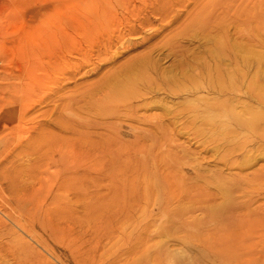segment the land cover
I'll return each instance as SVG.
<instances>
[{
    "label": "rangeland",
    "instance_id": "1",
    "mask_svg": "<svg viewBox=\"0 0 264 264\" xmlns=\"http://www.w3.org/2000/svg\"><path fill=\"white\" fill-rule=\"evenodd\" d=\"M251 84L264 0H0V264H264Z\"/></svg>",
    "mask_w": 264,
    "mask_h": 264
},
{
    "label": "bare ground",
    "instance_id": "2",
    "mask_svg": "<svg viewBox=\"0 0 264 264\" xmlns=\"http://www.w3.org/2000/svg\"><path fill=\"white\" fill-rule=\"evenodd\" d=\"M97 2V1H96ZM103 2V1H102ZM106 4V3H105ZM107 5V4H106ZM98 7V6H97ZM206 9H207V7H206ZM201 14H203V13H200L199 14V16H197L196 18L194 17V20L192 21V23H191V25H189V30H188V32H191V33H193V34H195L196 33V30H198V31H200L201 32V34H202V38L206 41V42H208V43H211L212 44V47H210V48H206L207 50L205 51V53H208V54H213V55H215V54H217V52L219 51V49H220V45H221V40H222V38H221V36H220V32H219V30L218 31H215V33L216 34H214V35H212V34H209V31H206L205 29L207 28V27H203V26H200V25H206L205 24V22H206V20L208 19L207 17H205V16H200ZM196 24V25H195ZM199 26V27H198ZM190 28H192V29H190ZM195 29V30H194ZM183 31H185V30H183ZM219 32V33H218ZM233 48H234V46H232ZM198 54H200L199 56H196V55H198ZM202 54H204V53H200V52H198V53H194L193 54V56L192 57H188L187 58V61L188 62H185L182 58H181V60H179V67L180 68H184L185 66H190V62L191 61H195V60H197V58L198 57H200V56H202ZM145 59H147V58H145ZM145 59H143L142 61H144ZM190 61V62H189ZM141 62V61H140ZM139 62V64L137 63V65L136 64H133L132 66H130L125 72L127 73L128 71H130V72H133V69L135 68V69H140V67H144V65H142V62L140 63ZM145 62V61H144ZM135 65V66H134ZM199 70V69H198ZM123 71V70H122ZM121 71V72H122ZM123 74V73H122ZM115 75V74H114ZM121 76V74L120 75H118V74H116V76H113V77H109L108 79H107V81L102 85L101 84V86H99V87H94L92 90H90V91H88V92H84L81 96H82V98H84L85 100L86 99H88V100H90V101H92V100H96L97 102H99V101H101V102H105V101H112V100H114L113 99V97L112 96H114L115 94H116V92H120V91H123L122 89H125V85L127 84L126 82H124V81H122V80H120L119 79V77ZM116 77H118V78H116ZM122 77V76H121ZM251 86H252V88H253V90L254 91H256L257 93H258V95H261V96H263L264 97V92H263V89H261L259 86H257V85H255V84H251ZM88 90V89H87ZM86 91V90H85ZM260 97V96H259ZM122 102H119V103H115V104H121ZM148 104V103H147ZM147 106H149V105H146V104H143V105H138L137 106V108L136 109H131V108H129V109H127V110H125V111H129V112H132V111H139V110H141V109H143V108H147ZM78 126V125H77ZM98 126V125H97ZM95 127V126H94ZM78 128V127H77ZM250 210V209H249ZM248 210V211H249ZM248 215V214H247ZM250 216V215H249ZM250 219V218H249ZM260 220H259V222H257V220H258V218H256V220L255 219H250V220H253L255 223H257L259 226H260V228L262 227V226H264V211H263V213H262V217L261 218H259ZM248 219H242V221H243V223L246 221V224H247V221ZM251 225V224H250ZM241 228V227H240ZM252 228V227H251ZM262 231H264V230H262ZM252 261H250V262H247V263H251ZM252 264H253V262H252Z\"/></svg>",
    "mask_w": 264,
    "mask_h": 264
}]
</instances>
